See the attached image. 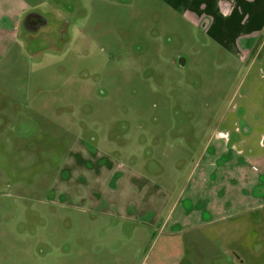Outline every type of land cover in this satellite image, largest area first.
Listing matches in <instances>:
<instances>
[{
    "label": "rangeland",
    "instance_id": "374dc122",
    "mask_svg": "<svg viewBox=\"0 0 264 264\" xmlns=\"http://www.w3.org/2000/svg\"><path fill=\"white\" fill-rule=\"evenodd\" d=\"M25 1L0 58V103L32 108L13 136L0 112V264L137 263L158 227L121 217L137 175L172 190L175 218L215 171L219 117L264 111V77L164 0Z\"/></svg>",
    "mask_w": 264,
    "mask_h": 264
},
{
    "label": "crops",
    "instance_id": "0c3cea01",
    "mask_svg": "<svg viewBox=\"0 0 264 264\" xmlns=\"http://www.w3.org/2000/svg\"><path fill=\"white\" fill-rule=\"evenodd\" d=\"M164 1L201 27L206 38L227 55L248 59V67L264 77V0ZM31 11L25 0H0V58L20 47V31ZM25 99L12 97L8 109L5 102L0 103V112L6 110L2 116L15 122L10 127L12 136L26 132L18 131L19 121L31 120L27 111L32 113V108ZM22 105L27 108H20ZM244 112L219 117L216 140L207 149L219 157L210 163L215 171L210 179L191 184L172 220V210L162 218L172 190L152 174H138V180L132 173L130 179L139 183L132 184V193H125L121 217L137 227L158 225L152 248L134 264H264V111ZM88 145L94 152H102L95 143ZM78 150V154L92 152L87 145ZM116 177L110 175L109 180Z\"/></svg>",
    "mask_w": 264,
    "mask_h": 264
},
{
    "label": "flooded vegetation",
    "instance_id": "af4514ba",
    "mask_svg": "<svg viewBox=\"0 0 264 264\" xmlns=\"http://www.w3.org/2000/svg\"><path fill=\"white\" fill-rule=\"evenodd\" d=\"M37 17H38V16H36L33 20H32V17H31L32 22H34V21L36 20Z\"/></svg>",
    "mask_w": 264,
    "mask_h": 264
}]
</instances>
